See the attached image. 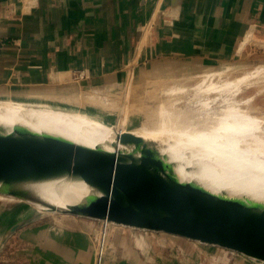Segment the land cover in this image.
<instances>
[{
  "label": "crops",
  "instance_id": "1",
  "mask_svg": "<svg viewBox=\"0 0 264 264\" xmlns=\"http://www.w3.org/2000/svg\"><path fill=\"white\" fill-rule=\"evenodd\" d=\"M262 38L264 0H0V95L136 94L264 54ZM61 220L0 241V264H95L80 224ZM113 254L102 264H187Z\"/></svg>",
  "mask_w": 264,
  "mask_h": 264
},
{
  "label": "water",
  "instance_id": "2",
  "mask_svg": "<svg viewBox=\"0 0 264 264\" xmlns=\"http://www.w3.org/2000/svg\"><path fill=\"white\" fill-rule=\"evenodd\" d=\"M118 143L132 146L131 153H111L21 129L0 134V193L40 203L17 184L80 177L98 196L59 212L162 232L264 262V203L246 204L194 181H177L165 172L171 163L129 133L120 135Z\"/></svg>",
  "mask_w": 264,
  "mask_h": 264
},
{
  "label": "bare ground",
  "instance_id": "3",
  "mask_svg": "<svg viewBox=\"0 0 264 264\" xmlns=\"http://www.w3.org/2000/svg\"><path fill=\"white\" fill-rule=\"evenodd\" d=\"M260 71L263 72L257 70L220 86L210 83L205 91H235L238 83L258 75ZM65 101H35L15 94L0 99V134L8 135L21 129L111 153H131L132 146L118 143L120 135L129 133L141 138L155 148L166 163H171L172 175L177 181H194L213 194L236 197L246 204L264 203V123L232 104L229 103L216 117L206 119V115L201 120H191L185 114L164 108L146 116L139 126L132 127L134 120L129 119L128 130H123L116 122L119 125L117 131L111 136H103L101 127L94 121L98 117L91 116L87 104ZM135 156H139L138 152ZM209 158L220 164L218 170L206 169L204 161ZM190 164L191 169L187 171ZM201 171L204 173L198 175ZM17 187L41 201L24 200L41 212L66 211L87 196H98L97 191L80 177L67 175L22 182ZM219 188H224L226 193ZM235 193H244L248 197L243 199Z\"/></svg>",
  "mask_w": 264,
  "mask_h": 264
},
{
  "label": "rangeland",
  "instance_id": "4",
  "mask_svg": "<svg viewBox=\"0 0 264 264\" xmlns=\"http://www.w3.org/2000/svg\"><path fill=\"white\" fill-rule=\"evenodd\" d=\"M254 55L256 56L249 57L244 61H229L219 67L200 71L193 75H187L186 71H181L177 75H173V81L167 85H159L158 83L163 82L158 81L151 82L146 84L141 90H137L139 92L136 94L131 92V87L125 92H119L114 95L106 94L104 91H97V94L88 93L82 95L79 98L81 100L79 102L72 99V103L82 102L84 105L87 104L91 116L98 117L93 119L101 127L103 136H111L112 133L117 131L119 125H116V122L121 124L120 127L123 130H128L127 127L130 126L129 119L134 120L132 127L139 126L146 116L164 108L170 109L174 113L185 114L191 120H201L206 115V119L216 117L230 103L264 123V54L254 53ZM254 70H263V72L260 71L258 75L238 83L235 91H205L206 85L210 83L220 86L226 82L249 75V73L255 72ZM144 91L147 93L145 94ZM14 94L16 96H25L29 100L35 101H51L54 103L65 101L58 100V98L46 99L44 97L28 96L29 94L27 93L26 96L24 95L25 93L20 92L0 95V99L9 98ZM70 100L65 102H71ZM200 115H204V117ZM210 159L212 158L204 161L206 169L218 170L220 164ZM190 167L191 164L187 165L186 168L188 169L186 170H190ZM165 172L172 175L171 170ZM203 173L204 171H201L198 175ZM183 177L192 178L187 175ZM195 181L199 182L198 179ZM219 191L226 193L224 188ZM236 195L243 199L248 197L244 193H237ZM0 197V241H20L19 238L22 232L32 227L34 225L33 222H35V226L47 225L49 228L51 226L55 227L54 223L65 219L66 221L64 220L65 222L62 223L70 225L80 224L81 229L91 241L92 247L97 248L102 241L104 244V255L112 251L116 254H113L116 256L115 260H117V256L121 252L131 250L132 254L146 260L153 256L161 258L163 261L174 260L178 263L181 260L187 264H264L263 261L249 258L242 254L162 232H151L113 223L104 225V221L101 220L59 211L41 212L18 197L4 193H0ZM115 260L112 262L115 263Z\"/></svg>",
  "mask_w": 264,
  "mask_h": 264
},
{
  "label": "built area",
  "instance_id": "5",
  "mask_svg": "<svg viewBox=\"0 0 264 264\" xmlns=\"http://www.w3.org/2000/svg\"><path fill=\"white\" fill-rule=\"evenodd\" d=\"M107 224H108L107 222H104V225H107ZM103 246H104V244L101 241L99 246L96 248L95 264H102V262H103V259H104Z\"/></svg>",
  "mask_w": 264,
  "mask_h": 264
}]
</instances>
